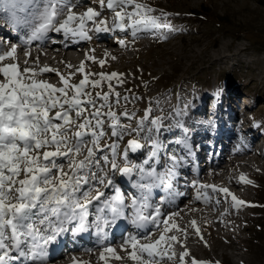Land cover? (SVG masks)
Masks as SVG:
<instances>
[{
  "label": "snow or ice",
  "instance_id": "obj_1",
  "mask_svg": "<svg viewBox=\"0 0 264 264\" xmlns=\"http://www.w3.org/2000/svg\"><path fill=\"white\" fill-rule=\"evenodd\" d=\"M29 2L34 5V10L31 20L23 21L31 27V34L23 38L26 47H30L33 41L49 39L48 33L53 31L65 38L89 40L90 23L95 31L130 30L133 40L143 32L153 36L159 34L164 40L167 36L161 33V29L177 30L168 19L171 13L146 0H107L106 4L105 0H99L102 10L106 7L112 12L110 27L107 16L97 21L102 13L95 7H87L83 12L73 11L78 5L72 0H0V10L8 13L15 25L21 22L19 13ZM76 21L78 24L73 27ZM118 43L124 46L126 40L118 39ZM16 50L15 44L10 49L0 48V75L5 78L0 79V264H13L21 259L30 261V264H47L49 247L59 236L68 231L75 235L93 226L100 235L110 221L120 218L129 219L137 228H145L144 235L130 234L121 244V248L131 247L127 255L137 264H152L153 260L175 256L169 249L179 240L177 236L161 232L157 239H152V232L145 227L147 223H162L165 232L169 230L164 216L176 213L165 214L160 203L152 202V191L160 187L171 190L179 163L173 155L169 157L171 169L165 166L163 171L157 170L163 146L160 131L168 126L163 124V116H151L152 101L133 127L124 120L135 119L134 112L125 108L118 113L114 109V105L120 104L121 94L115 91L111 81L123 73H92L86 70L85 60H81L80 66L67 75L59 73L58 69L28 67L23 71L32 75L24 77L18 63H2L7 58L14 59ZM85 57L88 61L96 59L87 52ZM99 63L103 66L105 60ZM37 71L56 72L62 86L35 79ZM77 73L81 78L78 83H72L71 78ZM92 75L99 78L90 79ZM25 79L31 82L25 83ZM105 80L108 81V91H96L93 95L94 89L103 88ZM118 83L123 81L118 80ZM222 92L223 87H217L216 95ZM123 99L127 103L129 96L125 95ZM175 112L177 116L182 114L179 106ZM253 120L259 126L255 118ZM133 134L150 145V150L139 163L129 158V150L143 149L141 139H129L123 153L120 152L124 136ZM105 137L110 143H101ZM180 142L188 146L186 136ZM85 149L86 155L77 159ZM64 160L68 161V172L64 171ZM106 165H110L112 175ZM116 172L124 177L135 175L137 178L134 186L138 191L130 201L118 186L113 187ZM241 180L252 183L244 176ZM100 185L113 187L112 194L96 190L93 197V190ZM203 187L223 192L225 198L231 195L237 207L245 203L228 188ZM90 197L96 200L92 220L89 219L92 215L89 212ZM197 199H201L199 192ZM160 200L163 201L164 197L161 196ZM196 230L200 231L198 227ZM142 240L146 242L142 243ZM164 242H168L167 249L161 247ZM106 251L114 253L115 249L109 245ZM182 255H187V249ZM101 259L105 257L102 255ZM193 264L211 262L193 260Z\"/></svg>",
  "mask_w": 264,
  "mask_h": 264
},
{
  "label": "rangeland",
  "instance_id": "obj_2",
  "mask_svg": "<svg viewBox=\"0 0 264 264\" xmlns=\"http://www.w3.org/2000/svg\"><path fill=\"white\" fill-rule=\"evenodd\" d=\"M91 2L94 6L96 4L97 11H101L99 0H91ZM146 2L152 5L158 3L159 7L154 5L156 8L171 13L172 26L177 30L161 29V33L167 36L164 40L160 39L159 34L153 36L147 32L139 33L133 40L130 30H121L122 34L112 35L115 42L102 44L103 49L100 51L91 50L88 55L96 59L95 61L85 59V65L86 70L92 73H123L122 76L114 78L111 83L115 91L121 94L120 104L114 105V109L119 113L127 108L135 113V119H125L124 123H131L135 127L139 118L144 115V110L149 107L150 100L152 101L151 116L164 117L163 124L168 127L161 128L160 131L163 146L160 149V163L157 169L163 171L165 166L171 169L172 162L169 157L175 155L179 159L175 171L178 174L187 171L192 164L189 165L185 157L179 137L196 138L190 145L193 149L207 147L206 143L212 144V141L218 137L224 139L222 132L228 122L233 132L238 129L236 125L251 118V121L244 126L247 129L244 135L238 134L237 139L243 140L241 145L243 150L233 151V147L232 154H227L228 157H223L221 162L232 163L234 158L231 157L235 152L242 154L244 151L256 150V153L252 152L248 158L243 159L251 165V168H248L246 164L236 167L232 163L231 176L234 177L238 186L221 176L215 179L209 178L208 175L213 169L208 167L209 163H206L208 164L207 176L194 179L195 177L191 176L197 171L194 164L193 168L196 170L187 175L189 178L192 177L190 180H184L181 175L183 180L180 181L183 182L179 184L178 180L176 181L179 175H176L173 178L171 190L162 189V193H165L162 195L165 196L164 210L176 215L164 216V219L168 220V231L165 232V226L162 223L153 225L149 231L152 232V239H157L160 233L164 232L167 236H177L179 240L169 249V252H174L175 256L153 260L152 264H193V260L208 261L211 264H217V262L219 264H264V42H252L244 32L238 34L235 31L236 27L241 25L244 31L255 29L259 36L263 37L264 0H146ZM209 2L220 14H228L235 27L221 29L214 22L206 26L205 23L185 16L187 15L185 12L189 9ZM106 3L107 0H105ZM87 7L92 5H85V9ZM104 16L107 15L102 14L99 19ZM2 17L0 18L3 20L12 21L5 11ZM108 19V22L111 21L109 17ZM27 25L30 27L29 24ZM118 39L126 40V45L121 46ZM8 42H10L8 38L6 43L1 42L0 48H8L6 45L18 43L17 41ZM20 46L19 42L18 48ZM87 46L90 47L88 44ZM121 48L123 51H120ZM54 50H51L46 58H55L56 65L59 57L55 54L60 52ZM76 53L79 62L80 58H85L82 50ZM100 60H105L103 66L100 65ZM11 62L14 63L11 60L5 63ZM57 65L61 67L58 69L59 73L64 75L73 71L66 68L63 63L59 62ZM75 65L73 66L78 68L80 63ZM80 78L81 74L77 73L71 78V82L78 83ZM98 78L95 75L90 76V79ZM118 80H122L123 83H118ZM48 82L57 87L62 86L61 82L56 84ZM220 86L223 87V92L217 96L216 89ZM96 91L107 92L108 81L103 82L102 89H94L93 95ZM125 95L129 96L127 103L123 99ZM238 95H240V105H233L234 110L236 109L235 113L230 100ZM137 97H143V99H137ZM157 100L159 103L156 102ZM177 106L182 113L179 116L175 112ZM231 109L234 111L235 120L227 118L233 113ZM253 118L259 126H256ZM105 128L108 130L107 124ZM185 131L188 132L185 134ZM171 132H174L173 135L170 134ZM110 136L111 132L108 130V137ZM108 137H105L101 143H110ZM254 137L256 138L253 139ZM133 138L141 139L136 134L124 136L119 146L121 154L127 146V141ZM190 142L191 140L187 141L188 151ZM141 143L144 145L143 149L135 152L129 150V158L137 163L150 150L147 140L141 139ZM209 148L211 153L213 148ZM84 155H86V149L82 150L77 159H82ZM201 159L204 160V158ZM201 159L199 162L204 168L206 164ZM63 163L64 171L68 172V161L64 160ZM105 167L109 175H112L110 165ZM241 176L252 183L241 180ZM133 177L134 180L137 179L135 175L131 178ZM124 178L131 180L116 172L113 176L115 181L113 187L118 186L126 199L130 201V197L136 192L135 186L125 182ZM203 185L228 188L230 193H234L245 202L242 205L250 208L237 210L231 195L225 198L223 192L213 191ZM113 187L105 188L104 185H100L93 190L92 196H95L96 190L112 194ZM198 192L201 194V199H197ZM209 197L210 199H207ZM206 199L207 202H205ZM92 203L95 204L96 200L93 199ZM227 226L230 227L231 233ZM197 227L199 232L196 230ZM126 231L124 236L127 237L130 234L138 235L139 233L136 228H127ZM120 243L111 245L112 248H116V254L103 251L105 259H76L73 264L76 262L79 264H137V261L130 259L127 255L131 247L121 248ZM161 247L167 249L168 242L162 243ZM186 249L187 255H182ZM116 256L121 258L117 259ZM57 264L63 263L59 261Z\"/></svg>",
  "mask_w": 264,
  "mask_h": 264
},
{
  "label": "bare ground",
  "instance_id": "obj_3",
  "mask_svg": "<svg viewBox=\"0 0 264 264\" xmlns=\"http://www.w3.org/2000/svg\"><path fill=\"white\" fill-rule=\"evenodd\" d=\"M72 2L75 3L76 5H78L76 8L73 9V11H75V12H83L85 9V5H92V7H96V4L94 6L92 2H89V0H72ZM33 10H34V5L31 2H29L25 6L24 10L19 13V15L21 17V22L18 24H15V25H14L13 21L3 20L2 18H0V28L5 31V34H6L5 36H6V38H8V41H10V42L18 41V42H20V45H21L16 50V54H15L14 59L7 58L2 63L9 62L10 60L13 61L14 63H18L19 70H20L22 76H24V77H28V76L32 75L30 73H25L23 71L25 68L30 67V68H34V69H40V68L59 69V68H61L57 65L59 62L63 63L66 66V68L75 71V69H76V67H74V66H76L75 64L80 63L78 60V57H77V53H76V52H78V50H82V52H84V53L87 52L88 54L90 53L91 50L100 51L101 49H103L101 47L102 44H106L109 42H115V40H114L115 38L113 39V37H112L113 34H115V33L122 34L123 33L119 29H114L111 31H95L92 28V25L90 23L89 27H88V31H89V35L91 36V39H89V40L73 38L71 36H69L68 38H65L62 34L55 33L53 31V32L48 33V36L50 37L49 39H46L43 41H40V40L33 41L32 45L30 47H26L24 44L23 37L21 35L24 31H26L28 29V25H27V23H24L23 21L25 19H29L30 16H32ZM1 11H2V13H1ZM101 12H102V14H105L110 18L111 21L108 22L109 27H110L111 22H112V12L110 10H108L106 7L103 10L101 9ZM0 13L3 14L4 11L0 10ZM65 13H66V10H65ZM61 19H63V18H61ZM97 21H99V18H97ZM77 24H78V21H76L72 26L76 27ZM18 27H19L20 31H17ZM0 37H1V35H0ZM3 39H4V37H3ZM10 42H8V43H10ZM87 44L90 45V47H88ZM37 45H39V47ZM6 46H8V48L6 47V48H2V49H9V48H11L12 45L8 44ZM53 49L60 52L59 56H58L59 58H57V60H56V61H58V63L56 65L54 62L55 58L54 59H53V57L46 58V56H49L50 51ZM24 50H26L25 53H24ZM120 51H123V49L121 48ZM85 59H86V57L82 58V59L80 58V61L85 60ZM69 64L72 65L71 68L68 67ZM34 78L37 80L50 81V82L55 83V84L60 83V76L56 72H52V71H46L43 73H40L39 71H37ZM0 79H5V78L2 75H0ZM30 82H31V80L25 79V83H30ZM234 116H235V114L233 111V113L229 114L227 118L234 119L235 118ZM229 123L230 122L225 124L226 125L225 130L222 132V137H224V139H221V137H218V135H217L218 138H216L214 141H212V144H210V142L206 143V144H208L207 147L202 146L203 148H199L198 150L195 151V153L193 151L189 152L188 149H186V148H188V146L185 147V145L182 143V148L185 152V156H191L194 159L193 161H191L190 165L192 164V166H190L189 169H192L194 164H196L197 171L195 173L196 175H195L194 179L197 180L200 177L207 176L206 173H207V165L208 164H206L203 169L198 166L200 163L199 160L201 158H204V160L201 159V161L202 162L206 161L207 156L211 157L210 161L208 162L209 163L208 167L213 169L211 171V173L208 175L209 178H211V179H213V178L215 179V178L221 176L226 181H228V182L231 181L232 184L237 185V182L234 180V177L231 176L230 168H231L232 163H234L233 165L234 166L236 165V167L239 165H242V164H246L248 168H251V165L248 164L247 161H244L243 159L245 157L248 158L252 152L256 153V150H254V149L250 150V151H244L242 154L240 152H235L236 155L234 154L233 157H231V158H234V159H232V163L230 162L231 164L225 163V161L221 162L222 161L221 159H223V157H228V155L232 154L231 152H229V150L231 149V143H233V141L238 136L237 130L231 132V129H230L231 127L228 126ZM197 137H199V136H197ZM255 138L256 137H254L253 139H255ZM179 139L181 141L184 139V137L181 136V137H179ZM187 139L191 140L190 143H192V141L195 140L196 138H191V137L188 138L187 137ZM197 141H199V140H197ZM201 142H203V141H201ZM202 144H204V143H202ZM233 144H236V143H233ZM229 145H230V148H229ZM241 145H239V147L236 148V151L243 150ZM204 146H205V144H204ZM209 147L213 148V151L211 153H209V149H210ZM200 150H201V153H199ZM206 154H208V155L206 157H204ZM178 175H179V177L181 176L180 174H178ZM123 180H125V182L127 181L128 184H131L133 186L130 179L126 180V178H124ZM162 189H164V188L160 187V188L153 189L154 191L158 190V192L156 191L157 193L156 192L152 193V202L153 203H160L161 207L163 208V201L160 200V197L164 193V192L162 193ZM90 201H91V206H95V204L92 203V201H93L92 197L90 198ZM14 202L15 201H13L12 203H14ZM236 208L238 210L240 208H247L248 209L250 207L240 205L239 207H236ZM162 211L164 213H167L166 212L167 210L162 209ZM242 216H244V215H242ZM89 219L90 220L94 219V215L93 214L90 215ZM145 227L149 231L153 227V224L147 223ZM227 227H228V230L230 232V227L229 226H227ZM127 228H129V229L136 228L139 231L138 235H144L145 234V228H137L135 225L131 224L130 220L127 221L125 218H120V219H117L115 221H112V234H111L112 237H111V239L107 240V242L104 244L100 243L101 239L99 240L97 235L94 233L95 230L93 229V227L87 229L86 231L76 233L75 235L71 231H68V232L64 233L63 235L59 236L57 238V240L54 241L50 245V247L52 246V247H54V249L51 251L52 255L50 257H47V264H57L59 261L62 262L63 264H73L74 260H76V259H82V260L90 259V258L100 259L102 255L105 257V255L103 254V251H106V248L109 245L121 242L120 243V246H121V244L124 243V241L128 238V237L124 236V233L127 230ZM106 229H107V227H104V230H106ZM114 253L116 254L117 251ZM118 255H119V253H118ZM107 259L108 258H106V260ZM18 263L19 264H26V263L30 264V261H27L24 263L21 262L20 260L13 262V264H18Z\"/></svg>",
  "mask_w": 264,
  "mask_h": 264
},
{
  "label": "trees",
  "instance_id": "obj_4",
  "mask_svg": "<svg viewBox=\"0 0 264 264\" xmlns=\"http://www.w3.org/2000/svg\"><path fill=\"white\" fill-rule=\"evenodd\" d=\"M155 6L159 7V4L154 3ZM168 8V7H165ZM187 15L185 16H189L190 18H194L196 19V21L198 20V22L201 23H205V25H209L212 22L216 23L218 25L219 28L222 29L225 28H233L235 27V25L230 21L229 15L228 14H220L217 9L213 8L211 6V3H205L202 4L200 7H196V8H191L188 10V12H185ZM172 16V15H171ZM168 19H170V17H168ZM172 24V22H171ZM241 25H239L238 27H236V33H241L244 32L247 36V38L250 39V41L252 42H264V35H262L263 37L259 36V33L255 30V29H251V30H247L244 31L243 28L240 27ZM261 39V40H260Z\"/></svg>",
  "mask_w": 264,
  "mask_h": 264
}]
</instances>
